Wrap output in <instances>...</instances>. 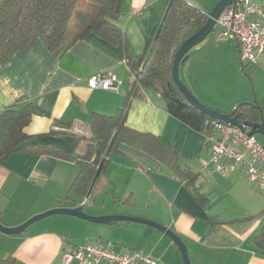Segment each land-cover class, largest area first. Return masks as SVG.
Listing matches in <instances>:
<instances>
[{"label": "crops", "instance_id": "obj_1", "mask_svg": "<svg viewBox=\"0 0 264 264\" xmlns=\"http://www.w3.org/2000/svg\"><path fill=\"white\" fill-rule=\"evenodd\" d=\"M218 1L187 0L206 14ZM166 5V0L122 1L116 23L134 55L146 50L147 38L160 23ZM209 40L208 44L199 45L196 53L205 73L213 71L218 61L222 62L220 71L221 66L225 67V57L239 55L237 40L218 35ZM236 66L238 69V62ZM263 66L264 63L253 67L252 71L264 112ZM104 71L118 75L117 90L88 86L91 75ZM185 73V81L193 83L194 75L190 78L187 67ZM131 82L121 45L91 33L57 56L38 38L0 64V113L14 103L21 107L33 102L40 114L34 115L26 132L42 134L39 143L81 153L85 142L77 145L78 139L90 136L91 115H114ZM193 89L204 103L228 111L222 99V94L230 91L228 87H215L213 83L199 86L197 82ZM239 90L233 89L235 94ZM61 118L72 121V127L56 126L63 132L51 134L54 120ZM126 125L140 136L127 134L111 152L106 170L92 191L93 198L85 201V210L95 215L126 213L168 226L186 242L192 264H264V251L253 241L264 226V201L245 173L237 170L225 177L214 171L206 134L172 116L164 99L152 88H145L143 96L132 101ZM152 137L158 139L161 148L171 147L177 152L181 168L198 175L196 186L206 198L204 205L167 165ZM78 173L75 161L15 151L0 166L1 222L17 226L46 210L80 205V197L70 191ZM91 200L95 202L87 210ZM210 217L224 223L214 227ZM89 242L111 244L117 252L137 251L158 264H183L172 239L153 227L135 222L96 224L69 215L40 220L21 234L1 232L0 259L13 256L15 264H63L65 251Z\"/></svg>", "mask_w": 264, "mask_h": 264}, {"label": "trees", "instance_id": "obj_2", "mask_svg": "<svg viewBox=\"0 0 264 264\" xmlns=\"http://www.w3.org/2000/svg\"><path fill=\"white\" fill-rule=\"evenodd\" d=\"M122 1L0 0V64L8 61L16 52L27 49L38 38H41L48 49L57 56L65 54L77 41L91 33L124 48L125 62L132 74L130 89L122 106L114 115L96 112L91 115L88 123L90 136L79 137L77 143L79 145L85 142L83 152L70 153L50 143L42 144L38 141L42 134H28L26 127L34 115L40 114V110L33 102H27L21 107L14 103L0 113V166L15 151L75 161L79 166V173L70 191L80 197L81 203L86 200L100 164L103 162L96 184L106 170L111 152L126 139V135L140 136L127 127L126 121L132 101L141 98L145 88L154 89L164 99L168 112L192 129L204 134L214 132L216 120L191 105L172 76L177 49L185 38L206 23L208 15L200 8L189 4L187 0H173L171 4L168 1L165 12L168 7L170 8L157 39L154 38L165 12L155 31L147 38L146 50L134 55L125 33L116 23L121 14ZM241 66L245 71L247 65L241 61ZM234 108L224 112L239 114L240 121H261L262 110L257 102L255 104L240 102L235 104ZM53 124L51 134L63 132L55 129L56 126L69 129L73 125L72 121L64 118L55 119ZM152 138L154 139L152 141L157 142L161 148L158 139ZM161 154L167 165L187 183L195 199L204 205L206 198L200 187L196 186L198 175L180 167L177 152L171 147L161 148ZM91 198L93 192L87 201ZM208 220L214 227L224 223L215 217ZM253 241L256 247L264 251V226ZM15 263L16 259L13 256L0 259V264Z\"/></svg>", "mask_w": 264, "mask_h": 264}, {"label": "built area", "instance_id": "obj_3", "mask_svg": "<svg viewBox=\"0 0 264 264\" xmlns=\"http://www.w3.org/2000/svg\"><path fill=\"white\" fill-rule=\"evenodd\" d=\"M171 1V0H166ZM218 37L237 40L243 63L257 67L264 63V0H237L217 20ZM120 83L113 71L91 75L92 89L117 90ZM212 169L222 176L242 170L248 180L264 191V143L246 130L230 123L214 121V132L206 134ZM86 201V200H85ZM84 201V202H85ZM158 264L137 251L117 252L111 244L89 242L65 251L63 264Z\"/></svg>", "mask_w": 264, "mask_h": 264}, {"label": "water", "instance_id": "obj_4", "mask_svg": "<svg viewBox=\"0 0 264 264\" xmlns=\"http://www.w3.org/2000/svg\"><path fill=\"white\" fill-rule=\"evenodd\" d=\"M173 0L170 1V4ZM237 0H219L214 7L207 13L208 18L206 23L199 28L197 31H195L193 34L185 38L179 48L177 49L174 60H173V67H172V76L176 83V85L179 87L180 91L184 94L187 101L193 105L195 108L199 109L200 111L208 114L215 120L224 121L227 123H230L232 125L239 126L243 130H247L250 135H256L260 134L264 137V117L262 116L261 121L259 122H252L250 120H239V114L232 115V113L220 111L218 109H214L203 102H201L198 97L191 91V89L187 86V84L182 80L180 76V66L183 62H185L189 57L190 50L200 44L203 40H205L214 30L217 25V20L219 19L220 15L224 12V10L227 7H230L233 5ZM170 6V5H169ZM169 8H167L164 17L162 19L161 25L155 35L154 39H157L162 25L167 17ZM256 102L250 103L255 104ZM261 109V107L259 106ZM237 110V107L234 108V111ZM103 162L98 167L96 174L92 180V183L90 185L88 194L86 199H88L95 187V184L101 174ZM58 215H69V216H75L84 220H87L92 223L96 224H113L117 222H135V223H141L148 225L150 227H153L160 232L166 234L168 237L172 239V241L176 244L178 250L181 253L183 264H192V259L190 256L189 248L186 244V242L180 237L178 233H176L174 230L169 228L168 226L155 221L153 219H149L146 217H140L135 215H130L126 213H110V214H90L85 210V202L81 203L78 206L75 207H55L49 210H46L42 213L36 214L32 217H30L27 221L24 223L17 225V226H7L0 222V232L8 235H15V234H21L24 231H26L32 224L35 222H38L40 220L52 217V216H58Z\"/></svg>", "mask_w": 264, "mask_h": 264}, {"label": "rangeland", "instance_id": "obj_5", "mask_svg": "<svg viewBox=\"0 0 264 264\" xmlns=\"http://www.w3.org/2000/svg\"><path fill=\"white\" fill-rule=\"evenodd\" d=\"M221 30V27L219 25H216L215 30L209 35L210 38L214 37V35H217L218 32ZM208 36V37H209ZM206 38L203 40L200 44L194 46L190 52H189V57H188V62H183L180 66V76L182 80L187 84V86L191 89V91L194 93V84L196 86V83H199V86H207L208 83H213L215 87H221L225 86L230 89V91L224 92L222 95V99L224 100L223 103L225 106L229 107V109L234 108V104L240 103V102H246V103H253L257 102L259 106L261 107V110H263L262 105L259 103V98L257 97L256 93V81H255V76L253 67H250L249 65L246 66L245 71L242 69L241 66V59L239 55L235 57L234 55H231V57H228V59L225 57V60L223 63H225V67L221 66V70L219 71V64H222V62H217L214 65V70L211 72L206 71L204 68H200L199 66V57L196 55L198 53V48L200 47L199 45H206L208 44V41H210V38ZM190 59V60H189ZM238 59V60H236ZM238 62V69L236 66V63ZM218 65V66H217ZM227 66V67H226ZM189 70L190 73V78H192V75H194L193 83L192 81H185L186 73L185 70ZM264 67V66H263ZM258 81V80H257ZM259 84V83H257ZM262 88L264 89V80L262 82ZM258 86V85H257ZM234 88H239V93L235 94V91H233ZM258 88V87H257ZM261 88V89H262ZM195 94V93H194ZM261 94V93H260ZM196 95V94H195ZM199 99V98H198ZM201 102H203L201 99H199ZM204 103V102H203ZM206 104V103H204ZM208 105V104H206ZM212 107L211 105H208ZM216 109L215 107H212ZM262 116L264 117V112L262 111ZM257 140L264 143V137L260 134L255 135ZM258 193L262 196V199L264 201V191L260 190L258 188ZM95 201L91 200L88 203V208L94 203ZM264 208V206H263ZM3 252V249H1L0 246V254Z\"/></svg>", "mask_w": 264, "mask_h": 264}]
</instances>
